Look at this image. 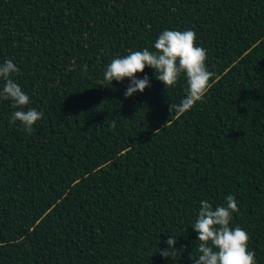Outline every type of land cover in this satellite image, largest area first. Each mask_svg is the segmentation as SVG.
<instances>
[{
    "label": "trees",
    "instance_id": "trees-1",
    "mask_svg": "<svg viewBox=\"0 0 264 264\" xmlns=\"http://www.w3.org/2000/svg\"><path fill=\"white\" fill-rule=\"evenodd\" d=\"M166 27L193 28L213 73L183 113V75L101 83ZM6 58L44 116L29 132L0 99V264H191L199 201L228 194L264 264V0H0Z\"/></svg>",
    "mask_w": 264,
    "mask_h": 264
},
{
    "label": "clouds",
    "instance_id": "clouds-1",
    "mask_svg": "<svg viewBox=\"0 0 264 264\" xmlns=\"http://www.w3.org/2000/svg\"><path fill=\"white\" fill-rule=\"evenodd\" d=\"M196 39L193 28L166 27L159 31L152 48L130 49L127 54L112 57L104 66L101 83L111 84L113 79L123 81L128 77L124 95L129 96L150 85L148 73L135 75L146 65L154 69L156 78L163 81L166 87L174 86L183 75L186 80L185 95L174 105L183 113L203 100L212 84L213 73L206 63L207 49ZM19 71L12 58L0 61V99L10 100L16 106L10 121H18L30 132L44 113L28 106L31 103L28 92L13 77ZM236 211L238 202L234 194L226 195L224 203L215 205L208 199L199 201L195 218L190 222L198 240L191 264H257L255 251L248 247L247 229L230 223ZM176 240L177 237L168 235L165 241L168 247L160 249L162 254H177L173 247Z\"/></svg>",
    "mask_w": 264,
    "mask_h": 264
}]
</instances>
